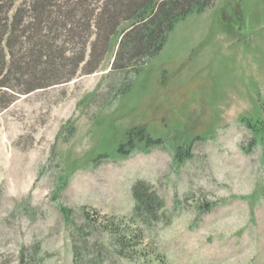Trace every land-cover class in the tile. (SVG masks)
Returning <instances> with one entry per match:
<instances>
[{
  "label": "rangeland",
  "instance_id": "obj_1",
  "mask_svg": "<svg viewBox=\"0 0 264 264\" xmlns=\"http://www.w3.org/2000/svg\"><path fill=\"white\" fill-rule=\"evenodd\" d=\"M113 58L0 112V264H74L59 204L128 217L137 180L165 219L105 264H264V143L245 122L264 121V0L189 15L138 73ZM136 128L162 143L121 155Z\"/></svg>",
  "mask_w": 264,
  "mask_h": 264
},
{
  "label": "trees",
  "instance_id": "obj_2",
  "mask_svg": "<svg viewBox=\"0 0 264 264\" xmlns=\"http://www.w3.org/2000/svg\"><path fill=\"white\" fill-rule=\"evenodd\" d=\"M214 2L23 0L17 5L16 0H0V112L22 96L95 73L110 52L114 53L112 71L138 73L163 50L180 21L204 13ZM245 122L250 130L262 134L264 143V121L257 120L255 125ZM125 138L126 144L119 147L121 155H129L139 144L148 148L162 143L152 139L145 128L133 129ZM67 185L64 182L59 189ZM132 197L135 205L130 216H92L83 207L81 224L73 219L70 208L59 204L70 233L74 264H105L103 252L126 257L130 246L142 244L145 229L164 221L166 202L153 185L137 180ZM57 200L55 197L54 202ZM104 234L111 239L110 247L102 240ZM33 251L38 257L40 245ZM25 252L21 253L22 262ZM92 252L97 257L91 256Z\"/></svg>",
  "mask_w": 264,
  "mask_h": 264
}]
</instances>
